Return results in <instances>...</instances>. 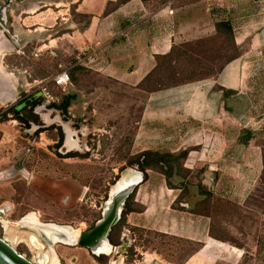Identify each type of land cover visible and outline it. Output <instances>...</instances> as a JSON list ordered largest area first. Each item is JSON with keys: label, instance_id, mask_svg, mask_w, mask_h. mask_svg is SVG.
<instances>
[{"label": "rangeland", "instance_id": "obj_1", "mask_svg": "<svg viewBox=\"0 0 264 264\" xmlns=\"http://www.w3.org/2000/svg\"><path fill=\"white\" fill-rule=\"evenodd\" d=\"M53 1L0 0V7L7 8L9 33L16 36L18 45L16 48L6 42L8 48L0 59L7 87L13 93L12 100L0 102L3 237L7 228H15L12 230L25 236L34 232L18 226V221L31 213L40 222L71 227L80 237L102 217L112 187L133 171H141L135 162L137 155L149 150L163 152L142 150L154 146L156 136L154 126L146 130L141 123L145 95L121 85L95 63L88 62L91 48L84 49L82 61L77 59L79 51L72 33L75 24L85 26L89 16L77 13L74 5L65 2L63 7L60 0ZM259 16L255 36L264 31L259 28L264 14ZM227 17L231 20L230 14ZM186 42H190L186 47L191 57L189 76L200 79L197 81L212 78L234 55L228 36L218 38L214 34ZM256 47L261 52L257 54L264 53V45ZM64 70H68L71 84L56 86L54 78ZM38 92L41 104L34 110L17 107L21 100ZM69 94L76 97L67 113L52 107L60 105ZM19 113L25 119L20 120ZM62 134L69 136L67 145L72 151L67 155L61 153ZM146 135L151 136L147 137L150 141ZM169 160L165 165L157 164L158 171L147 170L153 193L165 184L171 188L201 181L200 173L190 174L181 167L182 161ZM189 191L187 187L182 190L175 203L177 208L180 202H194V196H187ZM258 195L245 207L248 213L243 214L241 207L223 206L224 212L218 216L226 220L217 217L222 231L219 234L241 250L220 252L209 260L200 256L191 259L201 244L188 243L179 236L157 235L154 229L134 225L126 215L109 235L110 250L104 253L109 255H95L87 248L61 242L52 246L57 259L53 264H264V187ZM130 207L142 209L135 201ZM41 241L48 248L43 238ZM119 243L121 247L113 248ZM15 248L28 259L38 261L37 251L27 243L18 241Z\"/></svg>", "mask_w": 264, "mask_h": 264}, {"label": "crops", "instance_id": "obj_2", "mask_svg": "<svg viewBox=\"0 0 264 264\" xmlns=\"http://www.w3.org/2000/svg\"><path fill=\"white\" fill-rule=\"evenodd\" d=\"M117 1L60 3L74 5L77 13L89 16L86 25L76 23L72 33L77 59L83 60L84 49L91 48L88 62L137 91L157 65V56L167 54L175 44L216 34L222 10L234 22L236 59L215 77L151 93L143 107L141 123L146 130L154 126L156 136L154 146L142 150L173 154L188 150L182 167L187 173H200L201 181L171 188L165 184L154 193L153 184L143 181L134 200L142 209L127 216L134 225L201 244L191 259L209 260L220 252L241 250L213 237L211 229L213 220L217 221L213 217L216 205L233 204L248 213L244 209L249 200L264 187V53L259 54L256 47L264 45V31L254 33L255 22L264 14V0H129L105 14L109 3ZM245 135L250 136L246 143ZM147 137L151 136L145 138L150 141ZM186 187L194 202H180L177 208L176 200ZM207 192L213 196L210 203ZM23 236L30 244L40 243L34 233L18 234L9 241L14 244Z\"/></svg>", "mask_w": 264, "mask_h": 264}, {"label": "trees", "instance_id": "obj_3", "mask_svg": "<svg viewBox=\"0 0 264 264\" xmlns=\"http://www.w3.org/2000/svg\"><path fill=\"white\" fill-rule=\"evenodd\" d=\"M129 0H118L116 3H109V5L106 8L105 14H108L110 11L115 9L117 6H120ZM143 1H148V0H143ZM166 1V0H163ZM222 16L216 21L215 27H216V36L219 38L228 36L231 38L233 47H234V55L228 61L226 64L229 62L233 61L238 57V49L235 41V34H234V27L233 24L231 23V20L227 17L225 14V11L222 10L220 12ZM188 43L190 42H185V43H180V44H175L172 46L170 52L164 55H159L157 56V65L155 68L142 80V82L137 86L140 92H142L145 97L147 98L151 93L159 90H163L166 88L178 86L181 84L197 81L200 79H194V77L189 76L191 73V63H190V58L189 53L186 51V47L188 46ZM186 51V52H185ZM189 55H188V54ZM225 64V65H226ZM221 67V69L212 77L217 76L224 66ZM172 72V77H170V74ZM209 78V77H207ZM203 78V79H207ZM76 97L75 94H69L63 98V101L60 105L54 104L52 105L53 108L56 110L62 111L63 113H67L68 108L71 104V101ZM41 104V98H40V92L30 95L26 98V100H21L17 107H21L22 110L25 109H30L34 110L37 106ZM19 119L23 120L22 116H20V113L17 114ZM250 136L245 135L244 143L248 140ZM188 155V150L181 151L179 154H173L169 151H164V152H158V151H143L139 155H137V164L139 165L140 170L144 173L145 175V181L148 179V169H152L155 171H158L155 169L157 164L165 165L166 164V159L169 158V162L172 159L175 160H180L181 162V167L183 162L186 160ZM263 161H264V149H263ZM168 162V163H169ZM159 166V165H158ZM262 180L264 182V168H263V173H262ZM137 189L135 192L128 198L125 207L122 212V217L121 220H124L126 215L129 214L134 210L132 207H130V204L134 201V196L136 193ZM212 194L210 192H207V203L211 202ZM201 205H203V202H201ZM224 206H233L237 207L239 210L241 208L239 206L233 205V204H225ZM216 211L213 213V217H219L218 215L220 212H223V206L218 207L216 205ZM199 208L197 207L195 210L197 211ZM199 211V210H198ZM218 221L213 220V227L211 229V235L215 237L216 239H220L222 241H229L228 238L221 236L219 233L222 232L220 225L217 223ZM217 226V227H216ZM157 235H166L160 232H155ZM186 242L191 243V241L186 240Z\"/></svg>", "mask_w": 264, "mask_h": 264}, {"label": "water", "instance_id": "obj_4", "mask_svg": "<svg viewBox=\"0 0 264 264\" xmlns=\"http://www.w3.org/2000/svg\"><path fill=\"white\" fill-rule=\"evenodd\" d=\"M9 42L11 45L18 48L16 42V36L9 33V26L7 25V8L5 6L0 7V45ZM1 94V93H0ZM12 96L10 100H12ZM6 100V101H10ZM5 102V101H4ZM26 115L28 111H24ZM138 178V181L131 184L129 189L119 188V184H115V189L110 192L103 209L102 217L91 227L89 230L83 232L80 238L74 245L87 248L95 253V246L103 239H108L112 228L121 220L122 212L128 198L135 192L137 187L144 181V173L141 171H133L127 178ZM118 186V187H117ZM44 236V234H43ZM46 238V237H45ZM47 244H54L53 240L46 238ZM71 245V246H74ZM0 264H37L28 259L24 254L20 253L13 244H11L5 237L0 236Z\"/></svg>", "mask_w": 264, "mask_h": 264}, {"label": "bare ground", "instance_id": "obj_5", "mask_svg": "<svg viewBox=\"0 0 264 264\" xmlns=\"http://www.w3.org/2000/svg\"><path fill=\"white\" fill-rule=\"evenodd\" d=\"M7 48H8V46L5 44L0 45V59L2 57V52L4 50H6ZM0 93H1L0 94V102H4V101L8 100L12 96L11 91L7 87L6 77L1 70V66H0ZM129 180L130 179H120L117 183V184H119L118 185L119 187L117 186L118 188L116 190H119V188L129 189L131 187V184H134L138 181V178L131 179V181H129ZM115 187H116L115 185L112 187L111 192L115 189ZM20 223H21V225L27 224L28 226H32L33 229H38L39 233L42 236L44 234L43 237H46V238L49 237V235L46 234V232H48L50 234H55L54 239L56 240V242H62L65 244L74 245L75 242H77L78 239L80 238V237H77V235H76L77 232H75L70 227H65V226L61 227V226L54 225V224H42V223L38 222L37 218L32 213H31V215L27 216L22 221H20ZM9 235H10V233H9ZM6 239L9 241L8 238H6ZM25 239L28 240L27 238H25ZM9 242L11 244H13L11 241H9ZM108 242H109V239H103L102 241H100L95 246L96 255L109 252L110 244ZM50 248L52 250H50L47 253V256L49 257L50 264H53L54 262H56L57 259L55 260L56 256H55V252H53V247L51 246Z\"/></svg>", "mask_w": 264, "mask_h": 264}, {"label": "flooded vegetation", "instance_id": "obj_6", "mask_svg": "<svg viewBox=\"0 0 264 264\" xmlns=\"http://www.w3.org/2000/svg\"><path fill=\"white\" fill-rule=\"evenodd\" d=\"M52 108V107H51ZM65 132V131H64ZM68 134H65V135H61V148H62V150H61V153H63V155H67V154H70L71 153V151H72V149L71 148H69V146L67 145V142H69V140H68ZM31 215V214H30ZM29 216V215H28ZM27 217V216H26ZM26 217H23L22 219H20L19 221H18V223L20 222V221H22L24 218H26ZM38 220V222H40L39 221V219H37ZM40 223H42V224H54V225H58V224H55V223H46V222H40ZM18 226H20V227H26V228H29V229H31V230H33L34 232H30L29 233V235H31L32 233H34L39 239H40V243H38V244H36V245H33V244H30L29 243V241L28 240H26V239H22V238H20L18 241H23V242H25V243H27L29 246H30V249L32 250V251H37L36 253H37V262H35V263H37V264H48V263H50V260H49V257L47 256V253H48V250L50 249V247L51 246H53L54 244H56V243H61V242H56V240L54 239V236H55V234H50V233H48V232H46L45 230V232H46V234H48L49 235V237L48 238H50L51 240H53V242H54V244H52V245H49L48 244V248L46 247V245L41 241V238H43L45 241H46V238L45 237H43L40 233H39V231H38V229H33V227L32 226H21V225H19L18 224ZM58 226H61V227H64L63 225H58ZM65 227H67V226H65ZM3 228H4V226H3ZM71 228V227H70ZM12 229H15V228H7L6 230H5V237L6 238H10V240L11 239H14V238H16V236L18 235V234H22V233H17V232H15V231H13ZM90 228H88L87 230H89ZM12 230V231H11ZM74 230V229H73ZM87 230H85V231H87ZM84 231V232H85ZM112 231V230H111ZM20 232H23V231H20ZM9 233H10V235H9ZM111 233V232H110ZM82 234V233H81ZM80 234V235H81ZM13 236V237H12ZM17 241V242H18ZM17 242H15L13 245L15 246L16 244H17ZM46 243H47V241H46ZM64 244V243H63ZM111 244V243H110ZM112 246V245H111ZM119 247H121V244L119 243V244H114L113 245V248H115V249H117V248H119ZM40 250V251H39ZM104 254V253H103ZM103 254H98L99 256L100 255H103ZM104 255H109V254H104ZM31 260V259H30ZM34 262V261H33Z\"/></svg>", "mask_w": 264, "mask_h": 264}, {"label": "built area", "instance_id": "obj_7", "mask_svg": "<svg viewBox=\"0 0 264 264\" xmlns=\"http://www.w3.org/2000/svg\"><path fill=\"white\" fill-rule=\"evenodd\" d=\"M82 61L81 59H79V62ZM54 84L56 86H62V87H66L69 84H71V78L69 75L68 70H64L62 72H60L56 78H54ZM47 87L44 88V91L46 92Z\"/></svg>", "mask_w": 264, "mask_h": 264}]
</instances>
